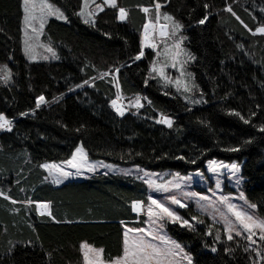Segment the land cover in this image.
<instances>
[{"label": "trees", "instance_id": "obj_1", "mask_svg": "<svg viewBox=\"0 0 264 264\" xmlns=\"http://www.w3.org/2000/svg\"><path fill=\"white\" fill-rule=\"evenodd\" d=\"M53 1L66 18L49 17L43 38L60 57L29 60L22 0H0V64L11 70L0 79V114L10 121L0 128V264H83V242L110 260L123 253L125 226L143 225V214L131 211L134 200H148L137 174L50 181L41 163L65 160L79 144L90 159L152 169L235 161L246 198L264 215V32L256 31L264 0H115V7L96 0L103 7L88 23L78 13L82 0ZM157 4L182 23L200 103L150 74L154 52L142 30ZM118 95L144 102L120 115L112 105ZM37 200L50 201V215L36 212ZM198 220L167 223L193 264H264V235L250 243L206 215Z\"/></svg>", "mask_w": 264, "mask_h": 264}, {"label": "rangeland", "instance_id": "obj_2", "mask_svg": "<svg viewBox=\"0 0 264 264\" xmlns=\"http://www.w3.org/2000/svg\"><path fill=\"white\" fill-rule=\"evenodd\" d=\"M46 2L51 4L54 9H58L63 14V18H59L56 15H47V12H45L43 29L40 30L41 21L39 19L31 21V27L25 23L24 3L22 0L21 46L25 57L29 60H49L60 57L56 47L43 38V31L45 22L49 17L64 20L66 16L61 7L53 0H46ZM36 3L39 4L40 0H36ZM100 5L97 4L96 0H82L78 13L84 19L91 21ZM166 16L172 19H165ZM176 23L181 25L179 29L175 27ZM145 25H148L147 29ZM145 25L143 29L145 31L148 30V33L146 42L143 45L148 46L154 52L149 66L150 74L155 75L161 83L171 85L184 100L191 104L205 100V96L195 88L198 84L193 70L189 67L194 55L185 44L186 33L182 29L181 21L170 14L156 9L155 20L153 21L147 17ZM33 27L37 29L36 32L32 31ZM161 32L164 34L162 35ZM5 68L10 77V66L7 63H1L0 79L2 80H4ZM137 99H139V105L141 106L144 98L140 95L129 98L118 95L114 100L117 101L116 108H120L125 113L129 107H138ZM165 118L167 117L159 116L160 121ZM78 148H82L84 151L81 145ZM80 162H77V168L81 166L85 172H111L113 170L112 167L116 166L118 168L114 169L115 172L137 174L146 181L149 192L148 200L146 204L141 203V209L138 211V214L140 212L143 214L144 223L141 226H125L123 235L128 230L141 229L143 230L141 232L128 231L130 243L134 238L143 237L161 248H170L171 245H165L159 239H154V237L164 236L168 240L174 241L180 245L182 251L174 250L176 254L168 257L172 264H193V258L192 253L185 247L184 243L170 233L167 223L177 222L181 225H195L199 222L198 217L200 215H206L222 225L227 234L244 235L250 243H253L257 236L264 235V229L254 226L264 222V215L256 210V206L251 207L255 204L246 198L242 188L243 177L240 173L239 164L235 161L229 162L219 158H210L205 161L202 169L186 172L173 168L152 169L138 164L116 165L103 159L95 161L98 162L96 163L98 165H93L90 160L86 161V158L85 162ZM233 164L237 165L238 170L231 167ZM64 167L70 173L69 177L82 173L81 170H76L75 167L67 163ZM47 170L50 171L51 168L49 167ZM46 174L50 178L47 172ZM173 197L179 203H173ZM154 200L163 204L164 207L175 213L180 219L175 220L173 217L163 213L156 204L152 203ZM229 205H233L234 208H230ZM150 208L151 213L149 211ZM236 213H241L242 215L238 218ZM247 217L252 219L248 220ZM184 221L188 223L185 224ZM245 225L249 227L246 228ZM82 245H87V247H82ZM81 250L83 253V264H109L110 260L104 259L102 252L98 251L101 250L100 247L83 242ZM85 253H87V260L85 259Z\"/></svg>", "mask_w": 264, "mask_h": 264}, {"label": "snow or ice", "instance_id": "obj_3", "mask_svg": "<svg viewBox=\"0 0 264 264\" xmlns=\"http://www.w3.org/2000/svg\"><path fill=\"white\" fill-rule=\"evenodd\" d=\"M24 3V13H25V23L28 24L30 27L31 21L39 19L41 21L40 23V30L43 29V22L45 19L44 13L47 12V15H56L59 18H63V14L59 12L58 9H54L51 4H48L46 0H40V3L37 4L36 0H23ZM110 3L113 7L116 6L115 0H110ZM160 5H156V9L159 10ZM120 16L119 19L123 20L126 18V11L125 9L121 8L120 10ZM143 11L147 12L148 9L145 8ZM228 11H231V8L228 9ZM39 13V15H37ZM91 15V13H89ZM165 19L171 20L172 18L169 16H166ZM207 19V17H205ZM89 21L86 20L85 23H88ZM205 21L201 20L199 23L203 24ZM148 25H145V28L147 29ZM166 27V26H165ZM175 27L179 29L181 25L178 23L175 24ZM33 32H36L37 29L35 27L32 28ZM257 32H264V27L258 28L256 30ZM163 35L164 33L161 32ZM51 51V49H49ZM54 55V53H53ZM143 55V51H141L140 55L136 57V59H140V56ZM5 75L3 76V79L5 82H7L9 76L7 74L6 68L4 69ZM188 90V89H186ZM44 101V97H40L37 103V107L40 106V103ZM113 107L117 106V101H112ZM137 106L139 107V99H137ZM117 111L120 113V115H123V111L117 107ZM161 123H167L169 126H171V121L167 118L162 119L160 121ZM10 125V121H8L2 114H0V128L6 127ZM77 153L82 154V149H77ZM75 157L73 158V161H69L68 163L72 164L73 167H77V165L74 163ZM45 168H55L58 166L55 165H44ZM233 169H237V165L233 164L231 165ZM238 170V169H237ZM63 175L66 177L70 175V173H63ZM56 183H60L59 179L55 180ZM173 203H179L174 197L172 198ZM153 204H156L158 208L162 210L163 213H166L169 217H173L175 220H179L180 217L176 216L175 213L171 212L168 208L164 207L163 204H160L158 201H153ZM42 207H47V205H43ZM230 208H234L233 205H229ZM251 207H255V205H252ZM134 208H138V205H134ZM151 213V208L149 209ZM159 215V214H157ZM237 217L239 218L242 214L236 213ZM248 220H251V217H247ZM185 224H187V221H184ZM257 227H260L261 229H264V222L259 223L258 225H254ZM246 228H248V225H245ZM128 231H136L141 232L143 230L141 229H135V230H128ZM128 231L125 232L124 235V242H123V254L122 256L116 257L115 259H110L109 264H172L171 260L168 259L170 256H174L176 253L174 250H180V245L176 244L174 241L168 240L164 236H158L154 237V239H159L163 244L165 245H171L170 248H161L159 245L152 243L151 241L145 240L143 237L134 238L129 240ZM231 235L229 236V239H231ZM264 238V237H262ZM82 247H87V245H82ZM99 252H102L103 250H98ZM85 259L87 260V253H85Z\"/></svg>", "mask_w": 264, "mask_h": 264}, {"label": "crops", "instance_id": "obj_4", "mask_svg": "<svg viewBox=\"0 0 264 264\" xmlns=\"http://www.w3.org/2000/svg\"><path fill=\"white\" fill-rule=\"evenodd\" d=\"M103 2L107 3V4H111L110 3V0H103ZM103 7V5L101 4L100 7L98 8V10H100L101 8ZM97 10V11H98ZM80 145V144H79ZM79 145H77L75 147V149L73 150L72 154L65 160H61V161H44L41 163V166L43 167L44 165H55V166H58V167H55V168H51L50 171L47 170V168L43 167L45 169V171L50 175V181L54 184V185H59L63 182H65L66 180L70 179V178H82V177H86L88 175H91L92 173H89L90 171H87L85 172V170H83V168H81V166L78 167V164L77 162L81 161V162H85V158H86V161L87 160H90L91 163L93 165H98L96 163L98 162H95L97 159H90L87 157L86 155V151L84 149V151L82 150V154L81 153H77V149L79 147ZM79 149H82V148H79ZM75 157V160H74V163L77 165V167H75L76 170H81V174H74V175H71L70 177L69 176H64L63 173H68L66 168L64 167L65 164H69L70 166L72 164L68 163L69 161H73V158ZM80 162V163H81ZM117 165V164H116ZM102 167V166H101ZM104 168H107V167H104ZM118 167L116 166H113L112 167V171L111 172H115L114 169H117ZM58 169V170H57ZM95 172V171H94ZM106 172V171H105ZM72 173V172H71ZM56 179H59L60 180V183H56L55 180ZM146 182V181H145ZM148 189V187H147ZM148 196H149V192H148ZM43 205H47V207H42ZM134 205H138V208H134ZM34 206H35V210L37 213H40V214H51V203L50 201H47V200H37V201H34ZM141 209V201L140 200H134L132 203H131V211L134 212L135 214H138V211ZM124 234V232H123ZM123 242H124V235H123Z\"/></svg>", "mask_w": 264, "mask_h": 264}, {"label": "built area", "instance_id": "obj_5", "mask_svg": "<svg viewBox=\"0 0 264 264\" xmlns=\"http://www.w3.org/2000/svg\"><path fill=\"white\" fill-rule=\"evenodd\" d=\"M147 33H148V30H142V40H143V43H145L146 42V35H147ZM121 103V102H120ZM117 109V108H116Z\"/></svg>", "mask_w": 264, "mask_h": 264}]
</instances>
